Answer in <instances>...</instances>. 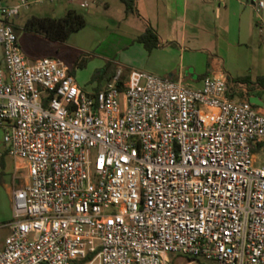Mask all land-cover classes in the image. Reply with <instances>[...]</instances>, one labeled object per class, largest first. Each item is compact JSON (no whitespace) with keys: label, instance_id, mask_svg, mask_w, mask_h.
<instances>
[{"label":"built area","instance_id":"built-area-1","mask_svg":"<svg viewBox=\"0 0 264 264\" xmlns=\"http://www.w3.org/2000/svg\"><path fill=\"white\" fill-rule=\"evenodd\" d=\"M41 1L0 6V128L27 169L0 264H264V111L219 73L119 87L118 67L86 91L59 58L21 52L11 19Z\"/></svg>","mask_w":264,"mask_h":264},{"label":"crops","instance_id":"crops-1","mask_svg":"<svg viewBox=\"0 0 264 264\" xmlns=\"http://www.w3.org/2000/svg\"><path fill=\"white\" fill-rule=\"evenodd\" d=\"M16 2L11 0L9 4ZM69 2L87 8L91 15L105 17L106 30L92 31L91 39L102 59L113 58L124 80L131 71H145L195 88L201 85L204 74L223 75L225 71L231 75V58L239 65L236 72L264 75V31L262 23L256 21L254 27L251 19V11L259 13L264 8V3L257 8V0H133L129 4L135 12H126L122 0H86L84 6ZM33 15L54 17L37 12ZM146 26L152 27L159 39L150 49L137 39ZM81 29L73 33L79 34ZM256 29L258 51L254 52L249 43L254 42L252 33ZM104 85L97 88V83L89 82L79 86L93 92ZM7 155L14 165L11 173L4 172L0 178V188H5L0 198V229L8 233L4 225L12 220V192L26 181L27 169L23 160ZM21 170L24 173L18 177ZM2 246L0 241V249Z\"/></svg>","mask_w":264,"mask_h":264},{"label":"rangeland","instance_id":"rangeland-1","mask_svg":"<svg viewBox=\"0 0 264 264\" xmlns=\"http://www.w3.org/2000/svg\"><path fill=\"white\" fill-rule=\"evenodd\" d=\"M11 0H0V6H9ZM247 1V0H244ZM264 3V0H262ZM74 9L81 13L86 21V26L81 29L79 34L72 33L66 40L57 42L50 40L43 35L32 33L23 29L24 22L37 12L42 15H54V17H61L66 10ZM88 9L75 5L73 2L67 0H52L51 2L41 1L39 3L30 4L29 8H20L18 17L12 18L11 23L14 27V31L18 37V43L20 45L21 52L29 60H34L42 57H54L59 58L67 67L73 68L75 79L79 85H87L89 82L96 81L91 80L95 71L101 68L106 61H111L115 65L113 58L102 59V55L99 53L98 45L94 44L91 39L92 31L101 33L103 29L106 30L107 26L104 24L105 17L91 15ZM252 24L255 27V22L264 23V8L257 13L251 11ZM103 22V23H101ZM261 24V25H262ZM253 41L250 42L254 52L258 51L256 45V37L258 36L257 29L255 33H252ZM83 61L81 66H76L75 63ZM75 65V66H74ZM231 70V76L244 75L242 72H236L239 67L235 59L231 58L229 62ZM5 145L3 143V133L0 128V178L4 175V172L11 173L13 171L14 160L5 154ZM23 171L18 174V177L23 175ZM1 183V179H0ZM5 188H0V198L4 195ZM7 233V229H0V241H3V237ZM166 264H202L198 260H193L185 255H168Z\"/></svg>","mask_w":264,"mask_h":264},{"label":"trees","instance_id":"trees-1","mask_svg":"<svg viewBox=\"0 0 264 264\" xmlns=\"http://www.w3.org/2000/svg\"><path fill=\"white\" fill-rule=\"evenodd\" d=\"M122 1L125 4L126 12H135L133 7L130 6L133 0ZM85 24V18L81 13L74 9H68L61 17L32 15L24 22L23 29L43 35L50 40L62 42L66 40L71 33L84 27ZM137 39L139 42H142L147 49L159 43L155 30L150 26H146ZM82 64L83 61L75 63L76 66H81ZM71 70H73V68ZM71 70L70 72H72ZM115 70L116 66L114 63L106 61L101 68L95 71L91 80L96 81L98 88L102 83L106 84L111 80ZM204 76H206V74H204L203 77ZM223 77L226 86L225 94L228 97L245 101L253 107L264 108V75L252 77L249 74H244L232 77L230 74L223 71ZM123 80L124 78L121 77V80L118 82L119 87ZM190 259L198 260L202 264H212L201 258Z\"/></svg>","mask_w":264,"mask_h":264}]
</instances>
